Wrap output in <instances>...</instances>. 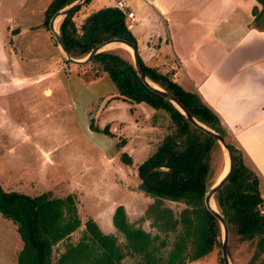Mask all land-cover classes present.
Here are the masks:
<instances>
[{"label":"trees","instance_id":"16d2710c","mask_svg":"<svg viewBox=\"0 0 264 264\" xmlns=\"http://www.w3.org/2000/svg\"><path fill=\"white\" fill-rule=\"evenodd\" d=\"M74 1L50 0L40 26L47 28L52 15ZM89 2L62 17L58 23L57 30L71 57L82 59L97 44L111 38H122L136 45L123 7L89 8L77 23L75 15L87 9ZM257 2L262 8L254 7L252 12L255 25L260 26L264 21V0ZM141 62L151 82L174 95L195 119L227 141L228 133L220 118L196 92L185 90L173 80L171 72L163 73ZM77 66H90L94 70L92 75L82 73L85 82L107 75L116 88L117 98L129 103H145L167 119L166 134L136 169L137 189L153 199L145 218H151V225L161 228L165 236L161 238L135 227L128 221L124 207L118 205L112 215V224L122 236V243L115 234L103 233L92 218L85 220L79 240L65 242L81 225L72 196H52L49 192L28 195L5 190L0 184V214L16 225L22 242L16 263L120 264L125 256L137 255L139 259L135 264H185L220 249V224L204 204L205 193L225 165L217 140L192 125L166 98L147 88L138 77L126 49L104 50L87 64ZM105 133L109 134L107 127ZM227 143L233 155L232 172L212 201L227 223L228 257L231 264H236L232 257L234 247L254 241V251L246 264H264V198L259 190V177L246 163L243 152L229 141ZM120 160L126 165L132 163L125 152L121 153ZM164 200L184 204L177 218L164 205ZM169 230L176 232L175 240L172 249L163 255L161 248L167 245ZM61 242H65L63 251L53 262V247ZM218 264H224L221 255Z\"/></svg>","mask_w":264,"mask_h":264},{"label":"rangeland","instance_id":"374dc122","mask_svg":"<svg viewBox=\"0 0 264 264\" xmlns=\"http://www.w3.org/2000/svg\"><path fill=\"white\" fill-rule=\"evenodd\" d=\"M49 2L0 0V184L5 190L28 195L49 192L52 196H72L81 225L65 242L79 240L85 220L92 218L103 233L115 234L122 243L112 224L118 205L124 207L135 227L162 238L164 231L153 227L151 218H145L153 199L137 189L136 169L166 134L168 121L145 103L117 98L107 75L85 82L81 75H92V67L65 63L48 27L40 26ZM101 5L114 6V2L90 0L87 9L75 15L76 22L90 7L94 10ZM194 12L193 20L207 11ZM218 13L213 11L215 16L210 21L215 25L221 22ZM203 38L206 40L205 35ZM210 40L208 37L206 44ZM139 54L144 59L140 49ZM155 118H159L156 124ZM233 138L227 134V141L235 145ZM124 152L131 165L121 162ZM252 168L263 182L256 167ZM163 203L175 218L184 207L182 202ZM167 233L163 255L175 240L174 230ZM65 242L53 247V262ZM254 245L252 241L234 247L235 263L246 264ZM21 247L16 225L0 214V264H17ZM220 255L221 248H216L185 264H218ZM138 259L137 255L125 256L120 264H135Z\"/></svg>","mask_w":264,"mask_h":264},{"label":"crops","instance_id":"0c3cea01","mask_svg":"<svg viewBox=\"0 0 264 264\" xmlns=\"http://www.w3.org/2000/svg\"><path fill=\"white\" fill-rule=\"evenodd\" d=\"M113 2L133 13L127 26L143 63L171 72L185 90L196 92L232 134L236 147L245 149L246 163L256 167L263 180L259 181L263 197L264 21L256 26L252 12L254 7L260 10L261 4L257 0ZM203 10L207 12L196 13L201 16L193 20L194 11ZM215 10L220 11L221 21L216 25L210 22ZM203 35L212 40L206 44Z\"/></svg>","mask_w":264,"mask_h":264},{"label":"water","instance_id":"95a60500","mask_svg":"<svg viewBox=\"0 0 264 264\" xmlns=\"http://www.w3.org/2000/svg\"><path fill=\"white\" fill-rule=\"evenodd\" d=\"M88 0H75L71 4L63 7L56 11L48 22V29L52 33L55 42L58 46V49L65 59V61L72 63L74 65H85L87 64L91 58L99 52L104 50L110 49L106 48L111 43H119L125 45L129 49V53L131 55L135 70L137 72L138 77L143 82V84L149 88L154 93L161 95L162 97L166 98L192 125L196 128L200 129L201 131L211 135L213 138L217 140L219 145L222 148L224 160L227 163V171L210 186L204 196V204L206 209L218 220L221 228V256L224 264H231L229 257H228V227L225 218L221 215V213L215 208L212 207V200L214 194L222 187V185L227 181L229 178L232 168H233V155L229 144L225 140V138L220 135L219 133L215 132L214 130L208 128L197 119H195L183 106V104L171 93L161 89L156 84L151 82L145 74L141 59L139 57L137 47L135 44L131 43L128 40L122 38H111L105 40L95 47H93L90 52L82 59H75L70 56L61 36L59 35L58 30L54 29V23L57 19H61L68 13L76 10L77 8L84 5ZM225 168V165H224Z\"/></svg>","mask_w":264,"mask_h":264},{"label":"bare ground","instance_id":"6f19581e","mask_svg":"<svg viewBox=\"0 0 264 264\" xmlns=\"http://www.w3.org/2000/svg\"><path fill=\"white\" fill-rule=\"evenodd\" d=\"M59 20L60 19H57L54 23V29L57 30L58 28V23H59ZM116 47H121V48H124L126 49L128 52H129V49L123 45V44H119V43H111L109 44L106 48H116ZM50 91L46 90V93L49 94ZM227 171V163L225 162V168H223V171H221L219 177H221L225 172ZM212 207H214V203L212 201Z\"/></svg>","mask_w":264,"mask_h":264},{"label":"built area","instance_id":"2783aa9c","mask_svg":"<svg viewBox=\"0 0 264 264\" xmlns=\"http://www.w3.org/2000/svg\"><path fill=\"white\" fill-rule=\"evenodd\" d=\"M127 17L130 18V19H132L133 18V13L132 12H128L127 13Z\"/></svg>","mask_w":264,"mask_h":264}]
</instances>
